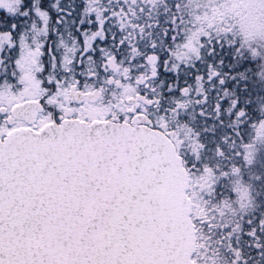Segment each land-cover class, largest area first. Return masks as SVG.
I'll use <instances>...</instances> for the list:
<instances>
[{
  "label": "snow or ice",
  "instance_id": "obj_1",
  "mask_svg": "<svg viewBox=\"0 0 264 264\" xmlns=\"http://www.w3.org/2000/svg\"><path fill=\"white\" fill-rule=\"evenodd\" d=\"M191 0H0V264H264V57Z\"/></svg>",
  "mask_w": 264,
  "mask_h": 264
},
{
  "label": "clouds",
  "instance_id": "obj_2",
  "mask_svg": "<svg viewBox=\"0 0 264 264\" xmlns=\"http://www.w3.org/2000/svg\"><path fill=\"white\" fill-rule=\"evenodd\" d=\"M225 20L243 43H264V0H230Z\"/></svg>",
  "mask_w": 264,
  "mask_h": 264
},
{
  "label": "rangeland",
  "instance_id": "obj_3",
  "mask_svg": "<svg viewBox=\"0 0 264 264\" xmlns=\"http://www.w3.org/2000/svg\"><path fill=\"white\" fill-rule=\"evenodd\" d=\"M197 0L198 3L203 4L205 7H207L209 4H211V9L209 13L210 18H214L215 23H220L221 20H224L225 12L222 10V8L219 10L217 7H220L221 3L224 7L223 0H220L219 4L216 5V0ZM230 3V0L228 1ZM228 3H226V6ZM218 20V21H217ZM245 46H249L244 43ZM261 47L264 49V43H260ZM254 50V49H253ZM262 57H264V54H261Z\"/></svg>",
  "mask_w": 264,
  "mask_h": 264
},
{
  "label": "flooded vegetation",
  "instance_id": "obj_4",
  "mask_svg": "<svg viewBox=\"0 0 264 264\" xmlns=\"http://www.w3.org/2000/svg\"><path fill=\"white\" fill-rule=\"evenodd\" d=\"M213 1V0H212ZM211 1V2H212ZM229 0H223V4H224V7H223V5H222V3L220 2V0H216V5H218L219 4V2L221 3V5H220V7H217V9H221L222 8V10L225 12V9H226V3H229L228 2ZM191 2H197V0H191ZM224 20H225V17H224ZM218 21V20H217ZM227 27H228V25H226ZM235 32V31H234ZM236 34V33H235ZM237 35V34H236ZM237 37H239L238 35H237ZM240 38V37H239ZM241 39V38H240ZM241 42H242V40H241ZM242 44L244 45V43L242 42ZM245 46V45H244ZM246 48H250V49H254V51L256 52V54H258V55H261V54H264V49L261 47V45L260 44H254V45H249V46H245Z\"/></svg>",
  "mask_w": 264,
  "mask_h": 264
}]
</instances>
